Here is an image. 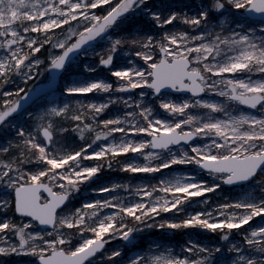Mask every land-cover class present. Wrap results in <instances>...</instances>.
<instances>
[{
  "label": "snow or ice",
  "instance_id": "6c2138e0",
  "mask_svg": "<svg viewBox=\"0 0 264 264\" xmlns=\"http://www.w3.org/2000/svg\"><path fill=\"white\" fill-rule=\"evenodd\" d=\"M0 264H264V0H0Z\"/></svg>",
  "mask_w": 264,
  "mask_h": 264
},
{
  "label": "trees",
  "instance_id": "16d2710c",
  "mask_svg": "<svg viewBox=\"0 0 264 264\" xmlns=\"http://www.w3.org/2000/svg\"><path fill=\"white\" fill-rule=\"evenodd\" d=\"M122 174L123 173H121L118 169L109 170L107 176L108 178H110ZM191 235L205 242L219 239V237H217L215 233H210V234L191 233ZM188 238H189V233L186 231L168 230L165 232L160 229H153L151 232L140 234L136 242L129 247L133 249L147 247L151 240H156L162 245L179 246V245H183ZM235 238L238 239L239 237L237 236Z\"/></svg>",
  "mask_w": 264,
  "mask_h": 264
},
{
  "label": "rangeland",
  "instance_id": "374dc122",
  "mask_svg": "<svg viewBox=\"0 0 264 264\" xmlns=\"http://www.w3.org/2000/svg\"><path fill=\"white\" fill-rule=\"evenodd\" d=\"M102 75H103V73H102ZM42 80H44V77H41L39 80H36L35 81V83H39V82H41ZM78 95H85V96H89V97H91L92 95H93V93H85V94H78ZM117 107H122V106H120V105H117ZM141 174H129V175H127V176H125V175H117V176H113V177H110V178H108V176H106V180H114V181H117V182H120V181H123V182H128L129 181V178H130V176H136V177H139ZM133 183H135V182H137L136 180H133L132 181ZM226 194H228V193H226ZM101 195H103V194H101ZM205 195H208V194H205ZM76 198H79V196H77ZM155 229V228H154ZM153 229H149V230H147L146 232H144V233H147V232H151ZM141 234H143V233H141ZM138 239V237L133 241V243H135L136 242V240ZM111 242V246L112 245H114V243L115 242H113V241H110ZM122 243H123V241H121ZM129 246H131V245H129ZM164 246H166V247H169V248H174L177 252H179V250H180V247L182 246V245H179V246H170V245H164Z\"/></svg>",
  "mask_w": 264,
  "mask_h": 264
}]
</instances>
